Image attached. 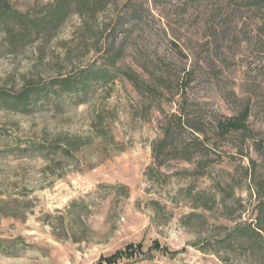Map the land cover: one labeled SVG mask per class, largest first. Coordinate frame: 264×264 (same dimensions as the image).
I'll return each mask as SVG.
<instances>
[{"label": "rangeland", "instance_id": "rangeland-1", "mask_svg": "<svg viewBox=\"0 0 264 264\" xmlns=\"http://www.w3.org/2000/svg\"><path fill=\"white\" fill-rule=\"evenodd\" d=\"M48 1L10 0L30 12ZM130 7L140 17L116 33L118 69L85 102L61 93L27 113L0 107V264H264V231L258 247L228 237L236 225L264 228V153L254 148L264 147V13L234 0H119L98 17L103 34L94 24L96 36L80 38L71 15L49 42L15 53L0 28V87L106 65L87 48L99 36L106 47ZM186 72L189 109L207 132L213 117L245 108L253 130L209 150L223 157L204 175L193 162L152 157L160 108L178 110ZM76 136L89 142L63 152Z\"/></svg>", "mask_w": 264, "mask_h": 264}, {"label": "trees", "instance_id": "trees-1", "mask_svg": "<svg viewBox=\"0 0 264 264\" xmlns=\"http://www.w3.org/2000/svg\"><path fill=\"white\" fill-rule=\"evenodd\" d=\"M237 5H242L248 9L261 11L264 13V0H234ZM119 0H49L41 4L35 11H21L13 6L10 0H0V28L4 31V38L7 49L15 53L26 45L33 42L47 43L56 34L58 29L67 21L71 15L80 18L78 25V36H96V28L99 15L108 7L115 5ZM140 17L137 8H127L126 14L120 22H116L109 31L110 36L106 37L107 43L104 48L98 43L100 36L87 48V52L102 51L104 63L97 67H87L78 76L67 75L60 77H50L48 80L26 79L18 89H5L0 87V107L10 110L27 113L32 106L39 100H47L58 94H72L78 103L86 101L90 92L94 91L96 83H106L113 79L114 69L117 59L120 57L124 46L116 42V33L123 31L122 26L129 21L137 20ZM98 27H100L97 24ZM97 27V31L103 34L107 29L106 25ZM120 29V30H119ZM107 34V35H109ZM113 70V71H112ZM126 77L137 86L138 77L133 71H124ZM190 72H186L181 77V94L178 110L165 113L162 108V120L160 124V134L151 144L152 157L157 166H162L170 159H178L194 163V172L204 175L205 170L210 165L220 161L210 158L209 150L215 151L218 142H225L232 133H239L243 136L249 135L253 130L248 124L249 113L247 108L233 115H219L210 119V132L204 128L202 116L191 112L187 96L184 89L189 85ZM96 135L107 138V132L101 127L94 125ZM65 145H60L63 152L69 153V149L77 148L89 142L88 138L81 139L65 138ZM257 142V140H254ZM37 151L41 152L43 145L37 146ZM255 150L261 151L264 147L259 143H254ZM36 149V148H34ZM226 153V152H225ZM223 155H227V154ZM264 189V180L257 186V191ZM263 203H261L262 205ZM260 205V214L264 213V206ZM261 224L255 227L234 226L228 233V237L241 238L248 241L251 245L257 246L258 236H263L264 228ZM229 238L220 239L218 243L225 245ZM8 240L0 237V253H7Z\"/></svg>", "mask_w": 264, "mask_h": 264}]
</instances>
